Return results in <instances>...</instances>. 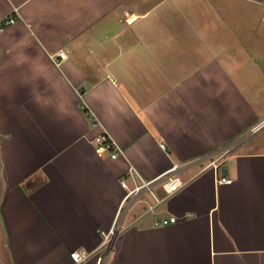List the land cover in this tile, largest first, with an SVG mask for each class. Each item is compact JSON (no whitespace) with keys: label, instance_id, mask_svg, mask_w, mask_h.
Returning <instances> with one entry per match:
<instances>
[{"label":"crops","instance_id":"1","mask_svg":"<svg viewBox=\"0 0 264 264\" xmlns=\"http://www.w3.org/2000/svg\"><path fill=\"white\" fill-rule=\"evenodd\" d=\"M12 14L0 264H99L72 252L100 249L130 166L153 180L189 161L176 193L153 184L155 213L130 214L155 201L148 190L133 204L109 264H264V138L249 139L264 120V0H0ZM104 130L116 159L97 154Z\"/></svg>","mask_w":264,"mask_h":264},{"label":"built area","instance_id":"2","mask_svg":"<svg viewBox=\"0 0 264 264\" xmlns=\"http://www.w3.org/2000/svg\"><path fill=\"white\" fill-rule=\"evenodd\" d=\"M17 19V16L12 14L9 16H4L0 18V31H3L6 28L7 24L15 23ZM60 57L65 58L67 55L64 52H60L58 54ZM89 119L94 123L97 124V119L95 116L90 112L88 114ZM261 125H264V120H262L255 130L260 127ZM95 146L97 154L101 157L109 156L113 159L118 158L121 155V150L118 146L117 141L113 138V136L107 131L104 130L101 133H99L95 139ZM163 147L165 145L163 144ZM228 153V150H220L208 157V160L210 162L206 167H212L217 169L221 163V161L224 159L225 155ZM189 162L186 163H176L172 166L169 172L165 173L163 176L157 179L153 180H145L142 178V176L139 174V172L133 167L130 166L128 170V175L130 178L133 179L135 185L134 187H128L126 181H123V185L127 187L128 191L127 194L119 208L118 214L116 216L115 222L113 226L106 232H103V240L102 245L99 250L89 251L87 249H78L72 252V257L75 260L76 263H82L87 260H89L94 255L98 254L100 257L99 264H109L112 254L115 250V246L118 243V238L120 233L124 229V221L127 218L133 204L137 202L143 192L145 190H148L152 193V195L155 198V201L152 203H149L147 213H155L157 206L159 203L163 201V199L159 198L157 194L155 193L153 189V184L157 181L159 184L162 185V188L164 189L166 193V197L168 198L172 194L179 191L185 183L183 182L182 178L179 177L176 172L183 168L184 166H187ZM139 179V180H138ZM221 182H232V178H229L227 176H224L220 179ZM177 217L171 216L169 219H157L155 223L158 224H167L169 222H176Z\"/></svg>","mask_w":264,"mask_h":264},{"label":"rangeland","instance_id":"3","mask_svg":"<svg viewBox=\"0 0 264 264\" xmlns=\"http://www.w3.org/2000/svg\"><path fill=\"white\" fill-rule=\"evenodd\" d=\"M249 139H251V138H254V137H256V139H262V138H264V125H261L259 128H257L253 133H251V135H249ZM128 191V190H127ZM156 192H157V190H156ZM157 195H160V194H158L157 193ZM150 197H151V195H150ZM140 203V202H139ZM136 204V206H138V205H140V204ZM136 206H134V208H133V210L131 211V213L130 214H132L133 213V211H134V213H136V212H139L140 210L141 211H143L145 208H147L148 209V204L146 205H143V207L141 208V209H139L138 207H136ZM137 210V211H136ZM131 215H129V217H130Z\"/></svg>","mask_w":264,"mask_h":264},{"label":"trees","instance_id":"4","mask_svg":"<svg viewBox=\"0 0 264 264\" xmlns=\"http://www.w3.org/2000/svg\"><path fill=\"white\" fill-rule=\"evenodd\" d=\"M86 110H87V108H86ZM87 113H88V111H87Z\"/></svg>","mask_w":264,"mask_h":264}]
</instances>
